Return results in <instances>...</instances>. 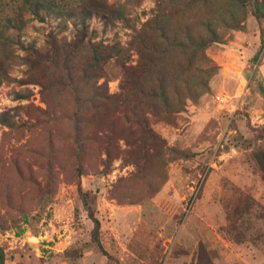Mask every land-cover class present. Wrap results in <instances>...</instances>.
<instances>
[{
  "label": "rangeland",
  "instance_id": "rangeland-1",
  "mask_svg": "<svg viewBox=\"0 0 264 264\" xmlns=\"http://www.w3.org/2000/svg\"><path fill=\"white\" fill-rule=\"evenodd\" d=\"M105 1L121 16L88 20L86 39L115 47L93 73L99 77L82 76L91 55L85 42L72 59L73 80L60 66L18 62L0 84V114L15 121H0L4 264H197L201 248L211 264H264V180L255 157L264 148V0H200L181 14L193 0H164L169 30L179 35L231 9L239 19L216 23L220 40L205 50L213 65L207 88L182 95V109L173 92L183 85L169 80V110L138 95L125 104V79L131 75L132 87L140 58L134 34L158 0ZM26 17L20 41L57 47L62 59L64 42L76 37L70 22ZM185 60L171 49L162 65L177 77ZM100 84L109 101L79 102ZM78 185L99 219V245Z\"/></svg>",
  "mask_w": 264,
  "mask_h": 264
},
{
  "label": "trees",
  "instance_id": "trees-1",
  "mask_svg": "<svg viewBox=\"0 0 264 264\" xmlns=\"http://www.w3.org/2000/svg\"><path fill=\"white\" fill-rule=\"evenodd\" d=\"M196 1L200 0H193L184 4L180 14ZM163 3L164 0H158L155 13L143 24L142 29L153 33L154 38L149 41L148 38L140 33L142 29L134 34L140 58L137 66L132 69L136 72L132 87L130 82L131 75L125 79V88L128 89V93L125 95V104L130 103V96L138 95L151 100L158 98L162 101L165 109L169 110L171 108V95L168 90V82L172 80L183 85L184 90L178 88L173 92L176 95V103L178 105L175 109H182L183 104H185V97L183 98L182 95L192 99L196 92L193 89L195 85L207 88V77L211 75L213 65L212 60L205 54V50L208 46L220 40L221 33L216 27V23L219 20L222 27H230L237 25L239 20L231 9L227 13L218 14L215 18L208 16L201 19L198 23L200 28L195 31L184 27L182 34L179 35L176 32H170L166 14L162 12ZM27 14L40 21L48 15L57 18L62 23L70 22L75 30L76 37L70 43L64 42L62 51H64L65 55L62 59L59 58L57 47L45 52L34 45L24 44L20 41L18 33L28 20ZM94 15H100L104 19L121 16L117 9L105 0H0V84L12 79L9 69L18 62L24 64L27 68H32L43 62L49 63L54 67L60 66L62 70L64 68L67 71V79L69 81L73 80L72 59L85 42L91 45V55L87 58V68L82 69V76L84 78L99 77V74L93 73L102 69V64L111 56L115 47H109L103 43L86 39L88 38L89 29L88 20ZM255 16L257 15L255 14ZM66 27L65 25L63 28L65 29ZM52 47H54V44ZM16 48L22 54L17 53ZM171 49L181 50L185 54V63L180 66V72L177 77L167 72L166 67L162 65V63H165V57ZM15 95L17 99L25 97L21 96L19 92H16ZM110 99L111 96L107 93L103 84H100L93 89L90 97L81 99L79 102L81 104L90 103V107L94 108L95 101H99L102 104ZM0 121L7 127L15 125V121L9 118L6 111L0 114ZM137 122L147 128L145 119L139 118ZM106 153L108 154V152ZM255 157L261 168L264 180V148L260 149ZM78 192L87 216L93 223V239L99 245L98 231L100 222L91 208L89 192L82 190L80 185H78ZM204 255V250L202 248L199 249L197 264H211ZM4 258V252L0 248V264H4Z\"/></svg>",
  "mask_w": 264,
  "mask_h": 264
},
{
  "label": "built area",
  "instance_id": "built-area-1",
  "mask_svg": "<svg viewBox=\"0 0 264 264\" xmlns=\"http://www.w3.org/2000/svg\"><path fill=\"white\" fill-rule=\"evenodd\" d=\"M244 87L246 88V86H244ZM216 97H217V99L220 100V101H223V100H224V97H223L222 95H220V94L217 95Z\"/></svg>",
  "mask_w": 264,
  "mask_h": 264
}]
</instances>
